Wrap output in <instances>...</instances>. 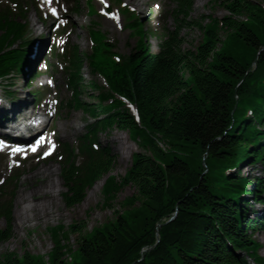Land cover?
<instances>
[{
	"label": "trees",
	"instance_id": "16d2710c",
	"mask_svg": "<svg viewBox=\"0 0 264 264\" xmlns=\"http://www.w3.org/2000/svg\"><path fill=\"white\" fill-rule=\"evenodd\" d=\"M173 1L175 26L159 38L156 54L146 45L139 24L130 27L141 37L120 64L106 55L98 31L92 32L98 43L95 55L72 51L69 107L92 121L88 131L94 136L117 130L139 149L117 180L108 149L88 151L85 135L81 150L88 159L77 176L73 153L65 145L70 152L62 169L66 207L80 204L103 178L106 207L124 187L135 189L114 219L89 232L85 225H69V233L78 235L79 264H264L253 238L256 229L264 231V221L247 219L242 203L249 202L239 197L248 179L225 174L252 159L264 170V0H210V8L219 3L228 14L220 21L201 16L191 23L192 0ZM188 27L202 35L194 50H185L179 37ZM25 33V22L0 11V77L15 66L20 70L22 51L9 48ZM88 59L90 72H101L109 91L94 80L85 83L81 69ZM113 94L136 107L138 123L120 101L103 104ZM18 176L0 185V218L7 223L0 229V245L11 239V189ZM251 186L253 202H264V177L256 176ZM64 229H50L54 247L47 260L27 251L4 252L0 264H67L64 257L71 250L60 240Z\"/></svg>",
	"mask_w": 264,
	"mask_h": 264
},
{
	"label": "rangeland",
	"instance_id": "374dc122",
	"mask_svg": "<svg viewBox=\"0 0 264 264\" xmlns=\"http://www.w3.org/2000/svg\"><path fill=\"white\" fill-rule=\"evenodd\" d=\"M85 1L86 0L79 1V15L71 18V21L76 24L74 34L70 38L71 43H74L81 53L90 52L88 29L86 26H88L90 21L93 20L98 23L100 30L105 34L106 38L111 43H115V50L120 52V55L127 56L135 47L137 37L129 36V30L121 31L116 28L115 25H112L111 27L108 24L109 21L100 16H86ZM122 1L127 3L126 0ZM132 1L136 4H142V0ZM208 1L210 0H193L192 15L189 19L190 23L193 21H199L201 16H210L211 18H215L220 21L228 14L227 11L219 5V3L210 8ZM157 3L160 6V10L156 12L153 10V6H149L151 15L154 16L156 21L160 22L164 20L165 15L166 25L171 28L174 27L172 15L174 3L168 0H159ZM72 5L74 6V3H72ZM94 5L97 9L100 8V5L97 3H94ZM140 8L142 12H145L146 9H143L142 6ZM27 11L26 21L29 24L30 36H33V31L39 29V25L36 23V18L39 14L38 11L31 7ZM145 16L146 12L144 15L140 16V19L142 20V25L145 31L148 32L149 27H151L152 24L149 23L147 19H144ZM203 23H207V21L205 20ZM219 35L222 37L223 32H220ZM179 37L183 40L182 47L185 50L196 49L202 41L200 31L193 27L184 28L180 32ZM19 43L20 41L16 42L12 47L15 48ZM147 44H149V48L152 52L158 50V40L156 38L148 37ZM51 61L54 63V67H58L60 70V65L55 64L56 60L52 58ZM59 70H55V78L57 79L55 91H57L58 94L56 98L59 100V108L58 115L52 124L54 129L56 128L58 130V137L59 139L61 138L60 140L62 144L68 143L70 145V143L74 142L75 137L79 138L83 136V134L89 129V125L92 121H88L80 111L70 110L66 106L65 103L70 98V91L66 86L65 75ZM82 76L86 84L94 78L90 72L88 63H86L82 68ZM45 79L46 77H39L33 84L34 88H31L28 92L31 93V91L38 89ZM0 84L4 85L5 81L1 80ZM50 93L52 96V91H50ZM94 96H96V93H94ZM27 98L29 100L28 104L31 103L32 98L30 96ZM14 99L16 100V97H14ZM97 140L102 148L105 147L109 149L110 155L114 158L112 175L116 177L117 180L120 177H123L125 172L130 168L132 154L139 152V149L128 138L126 133H122L117 130L108 132L102 131L97 135ZM262 144H264V142H262ZM115 145H120L122 151L127 153L124 155L123 164L121 163L122 153L117 154L113 150ZM128 148L131 151L130 154L127 152ZM251 164L252 163H244L241 165V168H237L238 171H236V175L239 177L252 176L255 172L257 176L264 177L262 165L256 164L253 166ZM248 166H253L252 170L248 169ZM47 169L54 172L52 176H47ZM20 170H22L23 175L19 179L15 198L12 202L13 210L10 225L12 241L7 244L6 242L1 244L0 253L12 252L17 255H22L25 251H27L31 255L42 256L47 260L49 252L54 247V241L51 237L50 229L55 226L62 225L65 229L60 235V240L71 250V252H69L64 259L67 261V264H79L81 262V256L79 252L75 251L78 235L76 233H69V225L79 224L80 227L85 225L84 231L89 232L93 227H98L106 223L108 220L114 219L115 212L120 213L124 209L121 206L123 200L135 194V189L132 186H126L119 193H117V196L111 203L110 207H106L104 204V198L101 194V186L104 181L103 178L100 182H98V190L92 192V195L87 203H84L83 200L80 204H77L72 208H68L63 200L62 194L65 189L61 179V168L57 162L53 160L40 162L33 159V161L30 160L24 162ZM11 171L12 170H10L6 165V162L3 161V156L0 155V177H7ZM1 179L2 178H0V180ZM52 180L54 181L53 185L49 182H52ZM46 184H48V186H46L45 189L51 192L52 199H46V197L40 198L38 195H34L42 186H45ZM89 190L86 191V194ZM44 209L46 212L41 213ZM256 217L260 218V221H264V208L250 201L246 218L255 219ZM6 225V220L0 219V229H5ZM67 232L69 233L68 238L67 240H63V236ZM253 238L260 244L259 255L264 258V231L256 229L254 231Z\"/></svg>",
	"mask_w": 264,
	"mask_h": 264
},
{
	"label": "bare ground",
	"instance_id": "6f19581e",
	"mask_svg": "<svg viewBox=\"0 0 264 264\" xmlns=\"http://www.w3.org/2000/svg\"><path fill=\"white\" fill-rule=\"evenodd\" d=\"M129 1H132V0H129ZM144 3L145 2H142V4H140V5H143ZM28 101L29 100H28V98L26 96L20 103L11 106V109H6V110L2 111V113L6 115V120H10V119L14 118L17 115H22L23 112L25 110H27L26 106L28 105ZM62 129H64V128H62ZM119 143H121V142H119ZM113 150L117 154H121L122 153L121 163L123 164L124 163V155L127 154V153L122 151V149L120 148V145H118V146L115 145ZM127 152H128V154H130L131 151H130L129 148H128ZM49 170L50 169H47V171H48L47 176H52V174L54 172L53 171H49ZM49 182L51 183V185L54 184L53 180H52V182L51 181H49ZM50 183H49V185H50ZM46 186H48V184H46L45 186H42L34 195H38V197H40V198H45L46 197V199H52L51 192L48 191L47 189H45ZM98 188H99V184L97 183L87 192L83 202L87 203L89 201L91 195H92V192L97 191ZM49 196H50V198H49ZM37 200H40V199H37ZM41 209H43V208H41ZM38 210H39V208H38ZM43 212L45 213L46 210L45 209L42 210L41 213H43ZM50 214H51V212H50ZM38 216H40V215H38ZM10 241H12V239H10L8 242H6V244L9 243Z\"/></svg>",
	"mask_w": 264,
	"mask_h": 264
},
{
	"label": "snow or ice",
	"instance_id": "6c2138e0",
	"mask_svg": "<svg viewBox=\"0 0 264 264\" xmlns=\"http://www.w3.org/2000/svg\"><path fill=\"white\" fill-rule=\"evenodd\" d=\"M45 2L50 3L51 0H45ZM101 2L103 3V0H101ZM52 12H53V14L55 15V9H52Z\"/></svg>",
	"mask_w": 264,
	"mask_h": 264
},
{
	"label": "water",
	"instance_id": "95a60500",
	"mask_svg": "<svg viewBox=\"0 0 264 264\" xmlns=\"http://www.w3.org/2000/svg\"><path fill=\"white\" fill-rule=\"evenodd\" d=\"M255 63V62H254ZM175 218V215H173L169 220L168 222L172 221L173 219ZM152 248V247H151Z\"/></svg>",
	"mask_w": 264,
	"mask_h": 264
}]
</instances>
